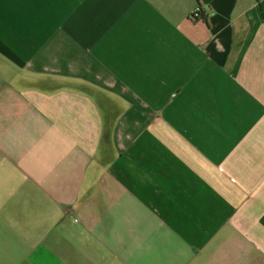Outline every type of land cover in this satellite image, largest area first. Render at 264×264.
<instances>
[{
    "label": "crops",
    "instance_id": "crops-1",
    "mask_svg": "<svg viewBox=\"0 0 264 264\" xmlns=\"http://www.w3.org/2000/svg\"><path fill=\"white\" fill-rule=\"evenodd\" d=\"M0 264H264V0H0Z\"/></svg>",
    "mask_w": 264,
    "mask_h": 264
},
{
    "label": "trees",
    "instance_id": "trees-1",
    "mask_svg": "<svg viewBox=\"0 0 264 264\" xmlns=\"http://www.w3.org/2000/svg\"><path fill=\"white\" fill-rule=\"evenodd\" d=\"M198 9L200 10V12H199V17L200 18H197V19L195 18L194 20H196V21H207L204 13L202 12L201 7H198Z\"/></svg>",
    "mask_w": 264,
    "mask_h": 264
},
{
    "label": "built area",
    "instance_id": "built-area-1",
    "mask_svg": "<svg viewBox=\"0 0 264 264\" xmlns=\"http://www.w3.org/2000/svg\"><path fill=\"white\" fill-rule=\"evenodd\" d=\"M199 12H200V10L197 8V9L194 11V13H193L192 18H193V19H195V18H196V19H197V18H200V17H199Z\"/></svg>",
    "mask_w": 264,
    "mask_h": 264
}]
</instances>
